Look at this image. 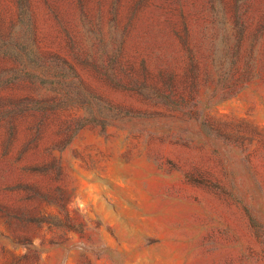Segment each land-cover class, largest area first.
Listing matches in <instances>:
<instances>
[{
	"label": "rangeland",
	"instance_id": "1",
	"mask_svg": "<svg viewBox=\"0 0 264 264\" xmlns=\"http://www.w3.org/2000/svg\"><path fill=\"white\" fill-rule=\"evenodd\" d=\"M0 264H264V0H0Z\"/></svg>",
	"mask_w": 264,
	"mask_h": 264
}]
</instances>
